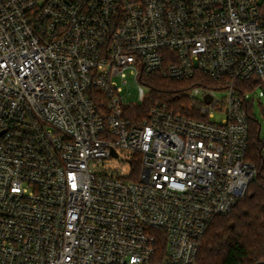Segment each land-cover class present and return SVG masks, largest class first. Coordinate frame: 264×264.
<instances>
[{
    "label": "built area",
    "instance_id": "built-area-1",
    "mask_svg": "<svg viewBox=\"0 0 264 264\" xmlns=\"http://www.w3.org/2000/svg\"><path fill=\"white\" fill-rule=\"evenodd\" d=\"M260 6L0 0V264H197L207 229L258 174ZM129 73L141 102L126 100ZM156 73L197 79L190 102L127 116Z\"/></svg>",
    "mask_w": 264,
    "mask_h": 264
},
{
    "label": "trees",
    "instance_id": "trees-1",
    "mask_svg": "<svg viewBox=\"0 0 264 264\" xmlns=\"http://www.w3.org/2000/svg\"><path fill=\"white\" fill-rule=\"evenodd\" d=\"M264 14V1L260 6ZM151 88L142 104L126 108L127 116L137 119L147 116L156 103H166L181 109L186 94L196 85L197 79H171L156 73L145 76ZM261 123L251 111V131L247 158L258 170L256 181L235 208L227 215L217 217L207 229L198 254L197 264H257L264 260V138ZM161 235L157 251L165 255L166 239Z\"/></svg>",
    "mask_w": 264,
    "mask_h": 264
},
{
    "label": "rangeland",
    "instance_id": "rangeland-1",
    "mask_svg": "<svg viewBox=\"0 0 264 264\" xmlns=\"http://www.w3.org/2000/svg\"><path fill=\"white\" fill-rule=\"evenodd\" d=\"M264 0H259L260 4H263ZM121 83V80H119ZM125 93H126V100L128 103H136L141 102L139 101V83L134 78L133 75L130 73L128 74V83L124 85ZM145 91L147 94L151 93V88L149 86H145ZM186 100L184 102H187L188 104L190 102L188 93L186 94ZM220 96L225 95V93H219ZM257 96V95H256ZM259 98V97H258ZM254 114L258 121L262 124V131L261 136L264 138V97L260 98V101H256L255 107H254ZM216 119L218 121H221L223 119L222 114H217ZM107 166L112 168H118V169H124L125 173L129 171L130 165L125 162L123 164L120 159H113L111 160Z\"/></svg>",
    "mask_w": 264,
    "mask_h": 264
},
{
    "label": "water",
    "instance_id": "water-1",
    "mask_svg": "<svg viewBox=\"0 0 264 264\" xmlns=\"http://www.w3.org/2000/svg\"><path fill=\"white\" fill-rule=\"evenodd\" d=\"M208 100H209V101L211 100V97H210V96H208ZM257 264H264V260H263V261H260V262H258Z\"/></svg>",
    "mask_w": 264,
    "mask_h": 264
}]
</instances>
